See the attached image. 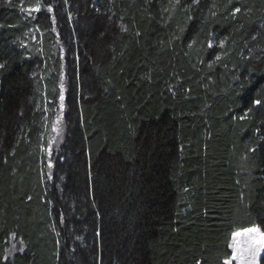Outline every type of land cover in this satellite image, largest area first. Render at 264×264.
<instances>
[{
  "label": "trees",
  "instance_id": "16d2710c",
  "mask_svg": "<svg viewBox=\"0 0 264 264\" xmlns=\"http://www.w3.org/2000/svg\"><path fill=\"white\" fill-rule=\"evenodd\" d=\"M0 65V264H223L264 230V0H0Z\"/></svg>",
  "mask_w": 264,
  "mask_h": 264
},
{
  "label": "snow or ice",
  "instance_id": "6c2138e0",
  "mask_svg": "<svg viewBox=\"0 0 264 264\" xmlns=\"http://www.w3.org/2000/svg\"><path fill=\"white\" fill-rule=\"evenodd\" d=\"M179 2L180 0H174V5L179 4ZM193 3H199V0H193ZM27 11L31 14V12L41 11V8L37 5L35 8ZM48 11H51L50 7ZM240 12L241 9L237 7L233 9L231 14L235 17ZM223 43L224 42L221 41V46H223ZM208 47H212L211 41H209ZM217 59H219V57H217ZM3 67V65H0V68ZM63 99V92H61L60 100L63 101ZM255 103L259 104L260 100H256ZM61 108H63V103H61ZM245 118L246 116L240 117L241 120ZM252 151H254V149H252ZM49 167H51V164H49ZM29 199H31V197H29ZM229 247L232 249L231 254L229 258L223 261V264H233V261H236L237 264H259L258 257L264 252V230L259 226H252L236 231L233 233L232 243ZM20 251H23V249H20Z\"/></svg>",
  "mask_w": 264,
  "mask_h": 264
},
{
  "label": "rangeland",
  "instance_id": "374dc122",
  "mask_svg": "<svg viewBox=\"0 0 264 264\" xmlns=\"http://www.w3.org/2000/svg\"><path fill=\"white\" fill-rule=\"evenodd\" d=\"M43 36V33L39 28H36L32 25L27 24V29L23 35V38L21 40L22 47L26 48L27 50H36L35 48L37 46H40L41 44V38ZM42 70V69H41ZM41 74V73H40ZM62 82V81H61ZM63 82L60 84V90L63 91ZM61 92L59 93V102H57V108L52 113V116L49 117L48 115V109L50 107V103L47 102L46 98L44 97L41 102V113L43 118V133L41 134V138L44 136V132H46L48 136V144L50 149L56 148L62 139L63 135V125H62V119H63V108H61L62 101L60 100ZM64 94V93H63ZM55 129V130H54ZM232 236L230 237L229 245L232 243ZM15 245L11 244L9 247V250L7 251V254H12L13 251H15ZM230 248V247H229ZM230 251L232 249L230 248ZM264 256V252L260 254V257H258L259 264L260 259ZM233 264H237L236 261H233Z\"/></svg>",
  "mask_w": 264,
  "mask_h": 264
}]
</instances>
